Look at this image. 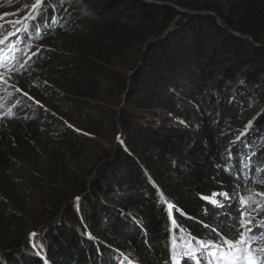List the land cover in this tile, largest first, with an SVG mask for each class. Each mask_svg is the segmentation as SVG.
<instances>
[{
  "label": "trees",
  "instance_id": "obj_1",
  "mask_svg": "<svg viewBox=\"0 0 264 264\" xmlns=\"http://www.w3.org/2000/svg\"><path fill=\"white\" fill-rule=\"evenodd\" d=\"M149 1L47 0L23 16L19 36L30 39L32 57L12 77L47 81L45 95L68 124L47 132L53 121L17 104L0 114V193L9 202L0 201V234L21 224L16 211L25 208L9 176L15 159L32 167L25 183L42 195L92 150L98 164L79 199H64L61 218L46 226L45 252L25 254L21 239L0 242V264H226L242 252L238 233L249 236L251 223L240 222L264 214V144L253 151L243 142L254 132L235 127L238 102L264 82V0ZM2 29L0 41L12 33ZM107 88L134 110L117 117L122 145L104 153L94 102ZM202 244L227 255L214 258Z\"/></svg>",
  "mask_w": 264,
  "mask_h": 264
},
{
  "label": "rangeland",
  "instance_id": "obj_2",
  "mask_svg": "<svg viewBox=\"0 0 264 264\" xmlns=\"http://www.w3.org/2000/svg\"><path fill=\"white\" fill-rule=\"evenodd\" d=\"M35 2H37V0H0V26H2V28L9 26L14 34L18 33L22 30L23 24L25 23L23 16L34 14L37 12V9H39L40 5H37V9H34L33 4H35ZM27 13H29V15ZM69 20L75 21V18ZM2 28H0V32H2ZM26 42H29V39L26 37H21L19 44L15 42L13 47H11L13 51L16 48H20L22 44L27 45L23 50V56L14 59L11 65H6L0 68V114L2 112H11L10 107L17 104L18 107L23 108V111L27 114L39 115L44 124L53 121V125H45L44 129L47 132L56 133L58 132L57 124L68 123L63 122L61 116H64V113L60 107H58L59 105L56 104V107L51 104L50 101L54 100H51L48 95H45V93L48 92V90H46L47 87H51L50 84L39 78L36 74H33V79H29L24 85H21L20 83L18 84L12 77L13 73L16 70H22L23 65L32 57V54H30L31 49L29 47L31 44H27ZM251 46L254 48L257 47L253 44ZM49 48L54 50L59 49L55 44L49 46ZM261 66L263 65H260V67ZM224 69H226V73L231 72V68L229 67ZM124 100V96H118L117 93L114 94L110 88H107L103 98L94 102L97 104L98 108L95 116L98 119L97 122L102 127V130L99 131V136L94 139H96L97 145L99 144L98 147H100V150L104 153L115 150L117 146L122 145L119 142L120 138L125 134V131L118 124L117 117L123 113V108L134 110L125 107ZM56 103H59V100H56ZM236 110V118H238L235 124L236 129L239 132L246 131L247 134L254 132L253 137L250 138L249 141L246 140L243 143L250 144L252 141L253 151H257L258 148L264 144V82L255 85L252 90H249L246 97L238 102ZM140 115L144 118L145 122H152V124H155L156 126L159 124L158 121L154 120L155 116L152 113L143 111L140 112ZM59 118H61L60 121L58 120ZM225 119V123L227 124H233L234 122V120H230L229 118ZM173 123L177 124V122ZM250 123L251 126L249 127ZM257 123H261V125H258ZM259 135H261L263 140L259 138ZM36 145L40 149L41 143H36ZM39 149L36 150L40 153ZM41 150L46 152L42 146ZM42 158L43 157L40 159L39 157V160L35 161L37 163L35 166H37L36 168L38 169L42 164ZM96 159L97 154L92 150L85 158H83L82 162L77 164L76 167L71 165L68 167L69 171L71 170V172H69V177H65L63 180H59L55 184H51V187L46 189L43 195L39 193L38 190L36 192L33 191V188L25 183L28 181L26 177L27 171L32 170V167L24 163L22 160L15 159L12 163L13 167L9 171V176L14 181L20 183L21 190L24 193L22 198L25 201V208H22L19 211L7 208V212L15 213L16 211L21 217V224L16 228L7 230L6 233H1L0 242L6 244L9 241L21 239L25 244L23 250L25 254L29 255L30 252L37 253L38 255L40 252L44 253L45 248H47V243L44 239L46 226H49V223H51L55 217L56 220L61 218V203L63 200H75L79 188L83 186L85 181L94 176L96 171L95 168L98 164ZM90 164L91 167H89ZM83 169L86 170V176L85 174L83 175V173L78 174V172ZM71 175H74L77 179L76 183L73 185L69 183ZM261 185V188L264 189V183ZM1 200L3 208L9 206V202L3 198L0 193V201ZM76 211L81 212L82 207L78 205ZM248 218L252 222V224L249 225V229L258 233V235H256L255 241H250L251 252L248 250L249 246L240 243L243 250L242 261L240 264H250V260L255 261V264H264V214L250 212ZM33 233L35 235H32Z\"/></svg>",
  "mask_w": 264,
  "mask_h": 264
},
{
  "label": "snow or ice",
  "instance_id": "obj_3",
  "mask_svg": "<svg viewBox=\"0 0 264 264\" xmlns=\"http://www.w3.org/2000/svg\"><path fill=\"white\" fill-rule=\"evenodd\" d=\"M42 3H43V4H46V3H47V0H37V4L33 6L34 9H37V5H42ZM37 11H39V9H37ZM39 14H40V15H43L42 12H40ZM32 18L34 19L35 17L33 16ZM0 28H2V26H0ZM0 43H2V41H0ZM250 126H251V123L249 124V127H250ZM223 195H224L226 198L228 197V194H227V193H224ZM261 195H264V194H261ZM77 199H79V198H77ZM206 199H207V198H206ZM211 202H212V203H217L215 200H212ZM245 203H246V202H245ZM168 207H169V209H171V208H172V205L169 204ZM240 215H241V217H245V216H247L248 214H247V212L242 211V212L240 213ZM248 223H251V220H242V221L240 222V227H241L242 229H243V228H246V225H247ZM247 231L249 232V237H248V238H245V237H244V232H243V231H241V232L238 233V235H239V237H240V240L238 241V243H242V244H244V245H246V246H249L248 250H249V252H251L250 241H251V240H254L255 237H256V235H258V233L253 232L251 229H247ZM32 235H35V234L33 233ZM222 244H223V245H229L230 242H229L228 240H223V241H222ZM34 246H35V245H34ZM202 247H204V248L209 252V254L212 255L214 258L223 259V258H225L226 255H227L226 252H225V253H219V246H215V245H211V244H209V245H203V244H202ZM229 250H232L231 247L229 248ZM218 253H219V255H217ZM197 264H200V262H199L198 259H197ZM209 264H211V261H209ZM226 264H237V262H235L234 260H226ZM250 264H255V261L250 260Z\"/></svg>",
  "mask_w": 264,
  "mask_h": 264
},
{
  "label": "water",
  "instance_id": "obj_4",
  "mask_svg": "<svg viewBox=\"0 0 264 264\" xmlns=\"http://www.w3.org/2000/svg\"><path fill=\"white\" fill-rule=\"evenodd\" d=\"M143 2H146V3H151V1H149V0H142ZM175 10H177L178 12H185V13H187V14H189V15H192L190 12H186V11H182V9L181 8H179V7H177V6H172ZM206 15H209V16H212V17H214V19L216 20V22H217V24L218 25H221V22H220V19L215 15V14H213V13H208V14H206ZM242 38H245V37H242ZM254 45V44H253ZM78 199L77 198H75V200L74 201H77Z\"/></svg>",
  "mask_w": 264,
  "mask_h": 264
},
{
  "label": "bare ground",
  "instance_id": "obj_5",
  "mask_svg": "<svg viewBox=\"0 0 264 264\" xmlns=\"http://www.w3.org/2000/svg\"><path fill=\"white\" fill-rule=\"evenodd\" d=\"M249 228H250V226H248V228H247V229H249ZM247 235H248V234H247ZM244 237H245V236H244ZM248 237H249V236H248ZM248 237H247V238H248Z\"/></svg>",
  "mask_w": 264,
  "mask_h": 264
}]
</instances>
